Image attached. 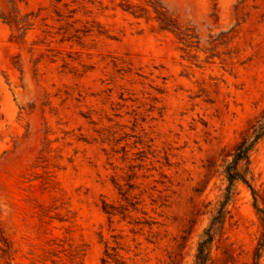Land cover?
Wrapping results in <instances>:
<instances>
[{
	"label": "rangeland",
	"instance_id": "obj_1",
	"mask_svg": "<svg viewBox=\"0 0 264 264\" xmlns=\"http://www.w3.org/2000/svg\"><path fill=\"white\" fill-rule=\"evenodd\" d=\"M263 109L264 0H0V264H195ZM251 176L206 264H264Z\"/></svg>",
	"mask_w": 264,
	"mask_h": 264
},
{
	"label": "trees",
	"instance_id": "obj_2",
	"mask_svg": "<svg viewBox=\"0 0 264 264\" xmlns=\"http://www.w3.org/2000/svg\"><path fill=\"white\" fill-rule=\"evenodd\" d=\"M158 13V21L162 30L174 31V26L171 25V20L167 17L166 13H163L156 9ZM7 23H11L9 20L4 19ZM264 142V109L256 122L251 127V131L245 137H243L234 148L230 159L225 163L223 168V174L226 181V186L221 195V199L218 202V206L213 210L212 217L209 225L204 229L200 236L197 252L195 256V264H206L209 260L210 248L217 234L222 229L225 218L229 213L228 205L234 200L238 194L237 186L239 183L247 186L253 196L255 191L251 185V157L257 150L259 145ZM107 205L103 203V211L112 217L114 215L113 208H106ZM255 208L257 212L261 214L264 224V211L257 208L255 202ZM264 248V234L260 239L257 247L256 256H260V250ZM117 254H110L108 249L105 250L104 256L101 259V264H123L115 258Z\"/></svg>",
	"mask_w": 264,
	"mask_h": 264
}]
</instances>
